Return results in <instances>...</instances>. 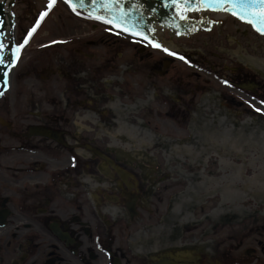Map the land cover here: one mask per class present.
I'll return each mask as SVG.
<instances>
[{
    "label": "flooded vegetation",
    "instance_id": "af4514ba",
    "mask_svg": "<svg viewBox=\"0 0 264 264\" xmlns=\"http://www.w3.org/2000/svg\"><path fill=\"white\" fill-rule=\"evenodd\" d=\"M3 2L0 264H264V211L213 215L211 164L178 162L197 139L207 151L213 122L232 117L240 129L247 117L264 131V68L221 39L213 52L212 33L229 35L201 23L159 32L187 47L138 39L159 55L135 45L144 65L128 84V42L115 28L65 0ZM58 5L91 31L35 45ZM240 31L245 48H261L257 33Z\"/></svg>",
    "mask_w": 264,
    "mask_h": 264
},
{
    "label": "rangeland",
    "instance_id": "374dc122",
    "mask_svg": "<svg viewBox=\"0 0 264 264\" xmlns=\"http://www.w3.org/2000/svg\"><path fill=\"white\" fill-rule=\"evenodd\" d=\"M91 29L92 28L90 25H79L77 20L70 18L65 9L61 5H58L56 9L52 11V17L44 24L33 43L36 45L53 37H60L72 33H89ZM218 29L225 30L223 34H228L229 37L228 41L225 40L224 37L217 39V35L214 31V33L211 35V46L213 52H217L215 50V46L218 45V40L221 39L222 47L224 49L226 48L227 51L229 50L231 54H239L240 52H243L252 56V58L259 56V58L264 59V40L261 42V48L253 51V49L250 47L245 48V42L241 38L240 33H235L237 31L241 32V29L249 30L247 26L236 22L233 23L229 18L226 21H223V23L218 26ZM112 34L115 38L121 39L123 41L127 40L128 42V84L139 81L141 76L139 75V77L133 73H130L133 72L130 70V68H138L144 65V61L142 63V61L139 60L138 55L136 54V49L133 48L135 45H144L136 40L129 38L125 39L118 32H112ZM159 37L170 49L176 46H189L187 41L176 42V40H172V38H167L157 33V38ZM164 39L166 41H164ZM144 47L146 48V51L150 52L154 56V58L159 55L158 49L148 48L146 46ZM26 56H34V54L26 52L24 58ZM228 61L229 65H232L230 62H236L235 59H230L229 55ZM120 63L121 62L118 61L117 65H121ZM128 88L135 90L133 85H128ZM230 120H232V117H229L227 121H225L224 125H222L220 122H213L212 133L209 139L210 145L206 149L207 151L211 150L209 153L204 151L205 139L202 143L197 139L196 142L194 141L195 143L191 142L192 145L196 144V146H194L195 150L193 148V151L191 149L190 150L191 152L200 150V153L198 155H196V153H192L190 155V150L185 149V152L188 154H184V152L181 150L180 160L178 162L179 164L184 162L191 163L197 159L196 162L200 161L206 162L209 165L211 164L209 167L210 170L208 169L205 172V175L208 174L206 177L211 179V181L208 182V190L209 193L215 197L211 203L213 209L219 208L222 210V212L223 210L224 212H233L239 211V209L253 210L257 208L258 211L263 212L264 134L262 132L264 131L259 129L256 130L258 125L251 120L249 122L247 117L245 123L239 126L240 129L236 123H233ZM177 135L182 136L184 133L182 130H178ZM221 160L227 163L226 166L223 167L224 169H220L219 167ZM195 172H200L198 166L195 169ZM203 181H206V178H198L196 185L201 186L202 183H204ZM222 193L225 195V198L220 201ZM185 220L186 219H183L181 221L184 222Z\"/></svg>",
    "mask_w": 264,
    "mask_h": 264
},
{
    "label": "water",
    "instance_id": "95a60500",
    "mask_svg": "<svg viewBox=\"0 0 264 264\" xmlns=\"http://www.w3.org/2000/svg\"><path fill=\"white\" fill-rule=\"evenodd\" d=\"M7 2V0H5ZM69 4L93 17L139 37L151 38L155 24L175 31L192 28L178 18V7L229 13L264 35V0H68ZM225 15L224 13H219ZM8 19L10 20L11 18ZM4 11L0 3V26ZM140 42V41H138Z\"/></svg>",
    "mask_w": 264,
    "mask_h": 264
},
{
    "label": "bare ground",
    "instance_id": "6f19581e",
    "mask_svg": "<svg viewBox=\"0 0 264 264\" xmlns=\"http://www.w3.org/2000/svg\"><path fill=\"white\" fill-rule=\"evenodd\" d=\"M203 14H206V15H210L212 16L217 22H220L221 20H224L225 19V16L226 15H220L219 13H203ZM245 61H247L249 63V65L253 66L254 65L260 69H263L264 68V59L260 58V59H256V58H252V57H247L245 58ZM221 163L223 165L227 164L226 162H224L223 160H221ZM224 211V210H223ZM220 212H222V210L220 209H217V210H214L213 211V215H216L217 213L220 214ZM190 218V215L187 213L186 216H184V219H189Z\"/></svg>",
    "mask_w": 264,
    "mask_h": 264
}]
</instances>
